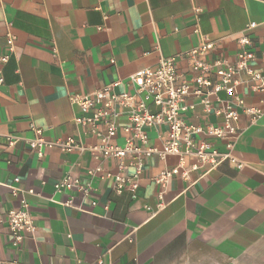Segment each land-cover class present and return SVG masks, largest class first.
Masks as SVG:
<instances>
[{
  "label": "crops",
  "instance_id": "obj_1",
  "mask_svg": "<svg viewBox=\"0 0 264 264\" xmlns=\"http://www.w3.org/2000/svg\"><path fill=\"white\" fill-rule=\"evenodd\" d=\"M242 37L256 54L252 68L264 74V0H0V58L8 56L0 61V216L26 203L37 226L16 246L0 220V264H264V114L256 122L241 114L234 150L241 170L224 162L208 173L192 172L188 181L174 177L162 200L154 179L176 167L178 156L147 160L134 192L117 194L113 180L95 177L86 199L57 192L55 185L68 174L87 179L96 168L116 174L118 161L58 147L38 157L27 145L34 129L48 142L72 137L97 144L89 127L75 122L83 114L73 95L117 83L114 92L132 94L129 77L162 58L176 57L188 73L181 55L205 38L219 46L209 61L234 64ZM241 93L247 107L264 109V93L247 87ZM188 104L194 109L184 113L187 124L205 128L223 120L205 113L196 97ZM129 124L124 113L119 146ZM166 131L163 125L147 128V145L162 148ZM8 137L19 142L9 147ZM204 140L225 151L223 143Z\"/></svg>",
  "mask_w": 264,
  "mask_h": 264
},
{
  "label": "built area",
  "instance_id": "obj_2",
  "mask_svg": "<svg viewBox=\"0 0 264 264\" xmlns=\"http://www.w3.org/2000/svg\"><path fill=\"white\" fill-rule=\"evenodd\" d=\"M7 42L12 51L14 35L9 34ZM238 43L241 49L236 54L234 64L224 59L209 61L207 57L216 53L219 46L205 38L197 47L181 55L187 62L188 73L179 69L176 57L162 58L155 67L142 69L129 77V84L135 89L132 94L114 92L112 88L121 84L117 83L92 95H73L71 102L83 114L75 122L89 127L91 136L98 143L86 146L72 137L58 143L48 142L41 130L34 129L36 137L27 141L28 147L38 157H43L46 149L54 147L63 153L89 151L99 158L118 161V173H105L101 168H96L89 170L88 178L84 180L68 174L55 185L56 191H75L87 199L93 192V179L99 177L102 180H113L117 194L126 190L134 192L138 188L146 161L155 156L161 161H165L169 155L179 157L176 167L161 171L154 179L161 188L160 200L174 177L181 175L188 181L192 172L205 169V173H208L224 162L241 170L244 165L234 155L236 141L242 134L239 126L241 114L249 115L251 122L258 121L264 114L262 108L246 106L241 88L247 87L253 93H264V74L252 68L256 54L251 48L250 39L242 37ZM262 56L264 58V52ZM7 60L8 56L0 58L2 63ZM243 75L245 80L242 79ZM220 93H225L230 99L223 101L219 97ZM191 97L200 100L205 113L222 117V122L205 128L185 123L184 113L194 109L193 104H188ZM149 102L158 108V113L150 112ZM124 113L128 115L130 124L123 128L125 144L119 146L116 144L118 121ZM162 125L167 129L162 148L148 146L145 130ZM204 137L223 143L225 151L222 152L216 145L204 140ZM18 142L16 138H7L9 147H14ZM190 158H194L196 163L188 165ZM128 168L134 170L132 175H125L124 171ZM29 193L33 194V191ZM71 203L69 201L68 205ZM92 204L95 206L96 202ZM0 220L7 225L10 239L16 246L37 232L36 223L26 203L21 209H10L4 216H0Z\"/></svg>",
  "mask_w": 264,
  "mask_h": 264
}]
</instances>
